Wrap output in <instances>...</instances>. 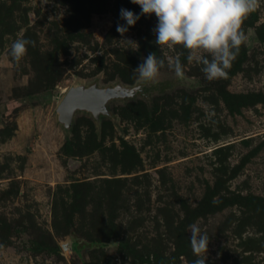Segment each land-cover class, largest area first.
Masks as SVG:
<instances>
[{
    "label": "rangeland",
    "instance_id": "374dc122",
    "mask_svg": "<svg viewBox=\"0 0 264 264\" xmlns=\"http://www.w3.org/2000/svg\"><path fill=\"white\" fill-rule=\"evenodd\" d=\"M121 8L141 12L0 0V264H193V224L210 236L205 264H264V0L211 81L182 45L155 43L154 13L117 32ZM18 38L34 46L16 62ZM152 52L165 67L148 96L109 102L98 127L85 113L68 134L55 122L71 83L134 84ZM177 56L183 79L167 66Z\"/></svg>",
    "mask_w": 264,
    "mask_h": 264
},
{
    "label": "clouds",
    "instance_id": "9594fccd",
    "mask_svg": "<svg viewBox=\"0 0 264 264\" xmlns=\"http://www.w3.org/2000/svg\"><path fill=\"white\" fill-rule=\"evenodd\" d=\"M141 8L139 14L121 8L119 17L125 25H117V32L123 34L128 26H134L141 15L154 13L157 24L152 30L157 45H182L189 51L188 61L202 64L208 80L227 78L228 70L240 52L241 45L249 40L243 25L248 16L261 7V0H131ZM34 46L30 39L18 38L11 45V57L19 62L27 53L28 46ZM138 48V45H137ZM207 54V55H205ZM209 56L211 59H209ZM169 68L183 79L185 72L180 57L169 59ZM165 67L164 59L155 52L149 53L134 70L138 80L128 92L133 98L142 92L143 85L155 83L160 70ZM214 113H209V117ZM190 245L197 257L193 264H205L210 236L200 227L190 226Z\"/></svg>",
    "mask_w": 264,
    "mask_h": 264
},
{
    "label": "water",
    "instance_id": "95a60500",
    "mask_svg": "<svg viewBox=\"0 0 264 264\" xmlns=\"http://www.w3.org/2000/svg\"><path fill=\"white\" fill-rule=\"evenodd\" d=\"M109 15L110 13L97 20L96 27L98 29H103V26L110 22ZM149 83L144 84L142 92H136L135 96L140 94L148 96V93L155 89V85H149ZM135 84L136 82L134 84H124L119 81L99 84L96 80L73 82L65 90L53 110L55 122L60 125L65 134H68L75 114L85 113L92 118L95 126L98 127L101 116H112L108 109L109 102L128 99V92ZM72 243L73 240H67L61 242L60 246L63 250H70Z\"/></svg>",
    "mask_w": 264,
    "mask_h": 264
},
{
    "label": "trees",
    "instance_id": "16d2710c",
    "mask_svg": "<svg viewBox=\"0 0 264 264\" xmlns=\"http://www.w3.org/2000/svg\"><path fill=\"white\" fill-rule=\"evenodd\" d=\"M99 244H100V242L98 240H91V241L87 242L88 246H98Z\"/></svg>",
    "mask_w": 264,
    "mask_h": 264
},
{
    "label": "flooded vegetation",
    "instance_id": "af4514ba",
    "mask_svg": "<svg viewBox=\"0 0 264 264\" xmlns=\"http://www.w3.org/2000/svg\"><path fill=\"white\" fill-rule=\"evenodd\" d=\"M149 85H151V83H149Z\"/></svg>",
    "mask_w": 264,
    "mask_h": 264
}]
</instances>
